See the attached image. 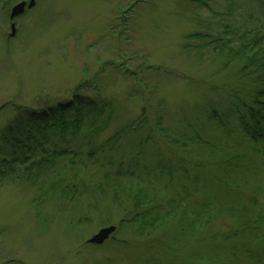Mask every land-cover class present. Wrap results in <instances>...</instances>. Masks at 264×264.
Masks as SVG:
<instances>
[{
    "label": "trees",
    "instance_id": "obj_1",
    "mask_svg": "<svg viewBox=\"0 0 264 264\" xmlns=\"http://www.w3.org/2000/svg\"><path fill=\"white\" fill-rule=\"evenodd\" d=\"M208 37L196 32L186 38ZM259 40L248 38L236 48L219 38L207 41L217 68L207 84L182 81L202 101L177 116L163 99L153 101L157 85L147 86L143 74L130 75L136 84L126 98L143 104L130 119L128 106L96 77L80 81L67 100L16 105L0 127V183L35 188L38 205L47 203L53 212L84 215L98 205L100 212H121L104 244L112 242L106 253L127 264H264V203L254 202L253 186L264 179ZM165 112L173 125L163 121ZM254 160L260 165L252 167ZM219 218L237 228L224 238L218 233L212 246L211 219ZM120 231L128 238L116 237Z\"/></svg>",
    "mask_w": 264,
    "mask_h": 264
},
{
    "label": "rangeland",
    "instance_id": "obj_2",
    "mask_svg": "<svg viewBox=\"0 0 264 264\" xmlns=\"http://www.w3.org/2000/svg\"><path fill=\"white\" fill-rule=\"evenodd\" d=\"M20 1L0 0V127L14 117L16 105L34 108L50 99L67 100L75 85L95 77L128 106V119L136 117L143 104L126 98L136 84L131 74H143L147 86L157 85L153 101L163 99L171 117L177 116L202 101L182 81L207 84L217 68L212 61L217 53L208 49L207 41L219 38L227 48H236L258 36L264 47V0H35L34 7L16 18L15 36L7 38L9 9ZM196 32L209 37L186 38ZM168 114L163 121L171 126ZM254 161L252 167L260 165ZM261 178L253 185L258 188L254 202L260 204ZM35 195V188L22 182L0 183V264H127L119 255L106 253L112 242H88L100 228L115 224L121 212H100L98 205L70 216L53 212L47 203L38 205ZM77 218L80 224H70ZM210 228L213 246L218 233L224 238L237 224L211 219Z\"/></svg>",
    "mask_w": 264,
    "mask_h": 264
},
{
    "label": "water",
    "instance_id": "obj_3",
    "mask_svg": "<svg viewBox=\"0 0 264 264\" xmlns=\"http://www.w3.org/2000/svg\"><path fill=\"white\" fill-rule=\"evenodd\" d=\"M34 4H35L34 0H30L28 4L26 3V1H20L14 4L10 8L9 19L13 20L16 17L21 16L25 11L26 6L27 8H31L34 6ZM16 31L17 29H16L15 21H11L10 32L7 34V38L14 37ZM115 229H116L115 225L104 226L100 228L95 234H93L92 237L88 239V242L96 245L103 244L114 233Z\"/></svg>",
    "mask_w": 264,
    "mask_h": 264
},
{
    "label": "flooded vegetation",
    "instance_id": "obj_4",
    "mask_svg": "<svg viewBox=\"0 0 264 264\" xmlns=\"http://www.w3.org/2000/svg\"><path fill=\"white\" fill-rule=\"evenodd\" d=\"M16 20V19H15ZM16 23V27H17V22H15Z\"/></svg>",
    "mask_w": 264,
    "mask_h": 264
}]
</instances>
